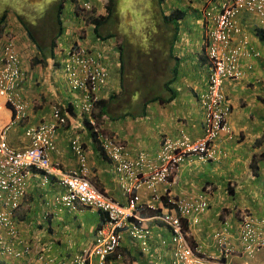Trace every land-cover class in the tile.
<instances>
[{
  "label": "crops",
  "instance_id": "0c3cea01",
  "mask_svg": "<svg viewBox=\"0 0 264 264\" xmlns=\"http://www.w3.org/2000/svg\"><path fill=\"white\" fill-rule=\"evenodd\" d=\"M216 3L221 6L223 0H166L158 7L159 13L164 16L177 10L185 13V18L180 22V33L173 47V54L178 58L177 72L169 89L166 88L161 92L165 102L151 103L141 117H127L124 123L118 120L109 122L105 127L102 126L110 136L126 144L134 156L144 152L155 159L163 141L167 138L177 139L181 132L192 139H199L202 136L204 114L200 98L207 92L209 86V66L205 48L208 27L202 20L208 18L207 14L211 15L210 13L219 7ZM6 12H9V9L5 11L2 8L0 14ZM11 12L15 15L19 10L16 8ZM11 12L8 13L6 24L4 23L0 30L1 47L9 34L7 31L18 34L19 26L10 22L9 27L7 23L19 18V15L12 18ZM150 15L149 21H154L151 13ZM77 22L76 19L73 24L71 22L73 29L67 30L68 36H71L76 28L79 29ZM236 22L240 33L235 35L234 43L239 45L247 40L249 48L258 52L260 56L250 55L242 58L243 78L239 81H227L224 85V92L232 106L229 118L233 131L232 138L225 135L220 137L214 159L188 158L180 169L172 174L167 184L158 186L155 192L148 189L140 192L143 204L141 216L145 220V226L151 231V236L146 244L139 243V240L131 237L128 231H124L118 252L110 257L107 264H171L174 247L172 234L170 229L157 219V215L168 212L176 198L207 192L209 209L205 213L185 218V226L192 245L208 257H219L214 238L217 231L229 228L234 237L238 236L237 230L242 212L249 211L264 220V159L260 158L264 153V40L259 35V31L264 30V24L257 15L245 11L236 17ZM159 28L161 29V26ZM15 37L24 70L23 98L28 102L29 111L23 122L9 127L13 120V112L4 98L0 97L2 98L0 126L8 128L6 139L9 144L15 149H23L25 148L22 145L23 135H27L28 128L50 121L55 108L46 101L51 96L45 95L43 102L40 90L50 85L52 88L50 92L54 93L55 99L59 98L58 104L73 108L74 105L72 102L68 105L61 104L64 95L60 85L61 82L67 83V81L61 71L56 72L61 73L62 76L55 74L52 68L54 59L49 61L47 67L42 65L31 67L33 58L39 56V52L33 50L28 51L27 54L26 48L30 45L22 43L20 36ZM67 40L68 45L65 49L76 41L73 36L68 37ZM88 42L95 48H100L93 43L94 40ZM162 46L169 47L165 44ZM100 52L103 55L105 53L102 50ZM43 70H45L43 76L45 86L39 81ZM116 73L120 77L118 66ZM110 74L109 85L102 93L104 98L113 92L119 93L120 90L119 85L112 81L115 72H112L111 68ZM167 76L168 73H165L163 77ZM160 77L162 78L160 84L163 85V77ZM69 90L68 88V94ZM169 90L174 93L173 99L166 102L172 95ZM76 98L80 99V96L76 95ZM73 114L69 115V124L60 129L55 138V149L51 152L52 163L61 165L64 171L78 169L79 163L71 144L77 138L88 157L91 181L117 202L125 204L126 197L110 160L91 131L87 133L84 129L79 135L74 130ZM33 123L35 125H31ZM83 125L88 127L84 123L79 124L80 127ZM29 145L30 139L26 147ZM44 178L42 173L30 175L27 197L15 215L19 237L36 253L48 252L57 259H72L92 246L96 228L101 222V214L92 208L81 211L84 214L99 215L100 220H94L92 230L83 231V220L80 217L77 218L76 224L71 225L61 215L63 211L59 206L51 208L53 202L43 205L47 200L48 189L60 187L56 179L51 180L52 186L44 187ZM16 247L20 248L19 245ZM35 255L34 253L31 258L15 259L3 255L0 251V264H36ZM243 260L245 264H264V252L253 258L237 254L228 259H221L218 263L242 264L240 262Z\"/></svg>",
  "mask_w": 264,
  "mask_h": 264
},
{
  "label": "built area",
  "instance_id": "2783aa9c",
  "mask_svg": "<svg viewBox=\"0 0 264 264\" xmlns=\"http://www.w3.org/2000/svg\"><path fill=\"white\" fill-rule=\"evenodd\" d=\"M91 10V4L84 3L81 14ZM243 11L257 15L264 24V0H223L221 8H215L211 15L207 14L205 48L209 86L200 98L204 114L203 134L199 139H192L181 132L177 139H165L155 159L144 152L134 156L126 144L98 125L94 116L95 106L109 79V66L103 54L83 46L68 51L64 69L71 88L81 94L82 112L89 117L91 133L97 137L102 151L114 166L126 203L117 202L91 181L88 157L77 138L72 141V151L78 160V169L64 172L58 164L52 163L55 138L60 128L67 125V110L55 109L50 121L28 128L30 145L23 149L13 148L6 139L8 128L0 126V249L4 255L24 259L32 254L31 248L19 238L14 217L26 199L29 177L33 172L46 174V180L50 174L55 175L58 184L65 190V194L57 199L63 207L71 210L92 208L100 212L102 219L91 249L63 260L42 254L38 258L40 264H106L108 258L118 252L124 231L146 244L151 231L141 216L143 204L140 192L143 189L155 192L158 186L167 184L188 158L214 159L220 137L232 138L229 123L232 106L224 92V85L227 81L243 78L242 58L260 56L249 48L247 40L239 45L234 43L235 35L240 33L236 17ZM23 81L16 38L7 36L0 46V96L13 112L9 127L27 118L29 105L21 93ZM209 206L207 192H200L176 198L168 212L157 215V219L172 234L171 264H219L221 259L237 254L253 258L264 252V220L244 211L240 215L237 237L229 228L215 233L218 258L201 253L190 242L184 220L191 215L205 213Z\"/></svg>",
  "mask_w": 264,
  "mask_h": 264
},
{
  "label": "trees",
  "instance_id": "16d2710c",
  "mask_svg": "<svg viewBox=\"0 0 264 264\" xmlns=\"http://www.w3.org/2000/svg\"><path fill=\"white\" fill-rule=\"evenodd\" d=\"M67 1L68 0H59L55 2L50 13H47L46 9L43 10L40 15H37L33 23L24 21L23 18L19 16L23 29L26 31V36L34 43L39 52V56H36L32 60L34 65L46 67L49 65L51 59H55L57 40L63 33L62 15ZM70 1L76 2L77 0ZM164 2L165 0H157L158 4H163ZM4 9L5 11L8 9L9 12L12 11V8L7 6H4ZM116 9L117 0H108V4L106 5L107 15L105 13L100 15V17L92 19V23L94 24L93 33L99 40L106 41L113 37L108 26L112 25L111 21L118 22L119 24V16ZM9 12H6L0 17V24H4ZM153 15L156 17L155 23H158L157 26H161L158 34L163 38V41L160 43L168 45L169 47L165 48L162 45H157V43H155L154 46L145 45L146 47L143 49L140 47H131L132 45L126 37L128 39L127 43L125 42V44H122L119 50L121 91L118 94H111L109 97L100 100L96 104L95 107L98 110V114L96 115L95 113V116L98 117V119L109 118L113 121H118L127 117L138 118L146 112L148 105L151 103L165 102L161 96V92L166 88L169 89V86L173 82L174 75H176L177 72L178 58L173 54V47L180 33V22L185 18V13L180 10L172 12L171 15L164 16V23L161 22V17L155 11H153ZM5 29L6 28H4V30ZM7 32L10 34L8 36L15 37L17 35L12 31ZM259 35L261 39L264 40V30H260ZM143 36L144 38H148L145 42L149 41L150 43L152 39L151 36L153 35L148 31L144 32ZM168 40L170 42H168ZM147 58H150V60H147ZM143 59H145V61ZM136 61L138 65L133 64ZM142 61L145 62V66L142 64ZM142 66H144V69ZM151 68H153L152 71L155 72V74H149L148 71ZM165 73H168L167 77H163ZM160 76L163 77V85L160 84V79L162 80ZM164 78H167V81ZM130 89H134L130 92L133 94L128 96ZM171 93V97L166 100V102H170L173 99L174 93L173 91H171ZM85 123V125L91 129V125L87 120H85ZM93 136L95 138V135ZM260 158L264 159V153ZM52 179H54V177H52ZM60 187L64 190L62 186ZM100 225H102V219L99 226Z\"/></svg>",
  "mask_w": 264,
  "mask_h": 264
},
{
  "label": "rangeland",
  "instance_id": "374dc122",
  "mask_svg": "<svg viewBox=\"0 0 264 264\" xmlns=\"http://www.w3.org/2000/svg\"><path fill=\"white\" fill-rule=\"evenodd\" d=\"M57 1H59V0H0V11L2 8H4V6L10 7L13 10H16V8H17L19 10V13H16L14 15L11 12L12 18H14V16L19 15L23 18L24 21L33 23L36 20L37 15H40L43 10L46 9L47 13L48 12L50 13V11L52 10L53 4ZM86 1H89L93 5L95 12H98L99 14H101V13L105 14L106 13V15H107V12H106V5L108 4L107 0H77L76 2L82 6L84 4V2H86ZM76 2L73 3L72 1L68 0L65 4V8L63 11V15H62L63 33H62V37L60 39V43L57 40L58 50L62 49V48L65 49L68 45L67 38L72 36V35L71 36L67 35V30L73 27V26H71V22L73 24L74 20L76 19V17H75V10L77 7ZM216 5L220 6L218 3H216ZM152 6H153L152 0H117L116 11H117L118 16H119V24H118V22H112L111 21L112 25L108 26V28L110 29V33L113 34V37L110 39H107L106 41L100 42V47L105 52L104 61L106 63H109V66H110L112 72H115L114 80H112V81H115L114 84L119 85V89H120L119 92L121 91L120 81H118V80H120V77L116 73V71H117V65L119 63L118 60H119L120 46L122 44H125V42L127 43L128 39L130 41V44L132 45L131 47H140L141 49L146 47L145 45L154 46L155 43H157V45H163L162 43H160L161 41H163V38L158 34V32L160 31V28L157 26L158 23H154V21H149V19L151 18L150 11L153 12V10L151 9ZM20 14H22V15H20ZM1 16H2V14H0V17ZM10 22H13L19 26L17 37L20 36L19 39H21L22 43H27L28 45H30V47L28 46L26 48L27 54L29 52H32L33 50H37L34 43H32L30 41V39H28V37L26 36V31H24L23 26H22L19 18H18V20L7 21L8 25ZM50 24H51V21H50ZM2 26H3V23L0 24V30H1ZM9 27H10V25H9ZM90 31H91V29H90ZM148 31H150L153 35V36H151L152 39H151L150 43H149V41L145 42L146 39H148V38H144V36H143V33L148 32ZM91 38H93V35H91ZM141 45H143V46H141ZM148 50H149V48H148ZM127 52H128V50H127ZM143 60L145 61V59H143ZM147 60H150V58H147ZM144 63L145 62L142 61V64L145 66ZM133 64L138 65L137 61L134 62ZM144 66H142L143 69H144ZM31 67H34L33 63L31 64ZM52 68H54V65ZM152 69L153 68H151L148 71L149 74H155V72H153ZM54 71H55V69H54ZM55 74L58 76H62L61 73H59V72H56ZM41 76H42V77H40L41 80H39V81L42 83L43 86H45L44 85V77H43V76H45V70H43V74ZM37 79H39V78H37ZM61 83L62 84L60 85V87H62L61 91H62V95H64V98L61 99V104L65 103L66 105H68L70 102H72L74 105V114L72 115V121H73L72 124H73L74 130L79 135H81V132L84 129L87 133H89L90 129L88 127H86L84 125H83V127L79 126V124L82 125L86 119V116L82 112L83 101H82L81 94L79 92H74L71 89L70 85L68 83H66L65 81H64V83L63 82H61ZM67 84H68V86H67ZM68 88L70 89L69 94L67 93ZM129 88H130V86H129ZM50 90H52V88L49 85L48 87H45L44 89L39 91V92H41L40 96L43 97L42 98L43 102H45L44 96L48 95V96L52 97V98L50 97L46 100V101H49L50 106H54L55 108H57L58 106H61L60 104H58L60 102L59 98L55 99V96H53L54 93L52 94L50 92ZM133 90L134 89H130L128 96L133 94V93H130ZM55 92H56V89H55ZM116 94H118V93H116ZM76 95H79L80 99H77ZM97 114H98V110L96 111V115ZM96 118H97L98 125L101 127L102 126L105 127L106 124H109V122L113 121L109 118L108 119L107 118L98 119V117H96ZM120 121H122L124 123L126 120H125V118H122V119H120ZM31 125H35V123H33ZM26 136L23 135V142H22V145L25 147L27 146V143L29 141V138ZM113 169H114V166H113ZM114 171H115V169H114ZM59 188L51 187L48 189V192H46V194H47L46 199L47 200L44 202L45 203V204H43L44 206L46 205L47 202H50V203L53 202V205L51 206V208L56 206L55 201H54L55 198L57 196H59L61 194V192L64 191L61 187H59ZM57 206H59V205H57ZM60 209H62V211H63L61 213V215L71 225L77 223V218H79V217L82 218V220H83L82 228L84 229L83 231L90 230V229L92 230L94 227L93 223H95L94 220L95 219H97L98 221L100 220L99 215L97 213H95V214H92V213L84 214V212H77V213L70 212L68 209L63 208V207H60ZM138 242L139 243L143 242V240H139ZM47 254H48V252H47ZM240 263L245 264V260L241 261Z\"/></svg>",
  "mask_w": 264,
  "mask_h": 264
},
{
  "label": "clouds",
  "instance_id": "9594fccd",
  "mask_svg": "<svg viewBox=\"0 0 264 264\" xmlns=\"http://www.w3.org/2000/svg\"><path fill=\"white\" fill-rule=\"evenodd\" d=\"M107 2H108V0H107ZM165 2H166V0H165ZM73 3H75V2H73ZM84 3H90L89 1H86V2H84ZM91 4V3H90ZM152 4H153V6H152V10L153 11H155L160 17H161V22L163 23V18H164V15L163 14H160L159 13V10H158V7L161 5L160 3L158 4L157 3V0H152ZM54 5V4H53ZM76 5H77V7H76V10H75V17H76V20L78 21L77 23H78V26L77 27H79V29L78 28H76V30L73 32V34H72V36L74 37V40H76L75 42H73L71 45H70V47L69 48H67V49H59L58 50V48H56V52H55V59L53 60V65H54V69H55V72L56 71H61V73L63 74V76H65V78H66V81H67V83L70 85V81H69V79H68V76H67V74H66V72H65V69H64V67H65V61H66V59H67V53H68V51L69 50H71L72 48H76V47H79V46H83V47H86V48H89V49H91L92 51H95V52H100V50H102L101 49V47H100V42L102 41V40H99L95 35H94V24L92 23V19L93 18H95V17H100V15H103L102 13L101 14H99L98 12H95V10H94V7H93V5L91 4V6H92V10L90 11V12H86L85 14H81V7L84 5H80L79 3H77L76 2ZM222 5V4H221ZM168 6V5H167ZM217 8H221V6H219V7H217ZM163 12V11H162ZM175 12V11H174ZM150 13L152 14V16H153V18H154V23H155V20H156V17L153 15V12H151L150 11ZM172 14V13H171ZM170 14V15H171ZM166 16V15H165ZM169 16V15H168ZM203 21V23H205L206 24V22H208V20H207V18L206 19H204V20H202ZM160 26V25H159ZM158 26V27H159ZM180 26H181V24H180ZM90 29H91V31H90ZM181 29V28H180ZM90 31V32H89ZM8 35H10V34H7V36ZM91 35H93V38H91ZM61 37H62V35L59 37V39H58V41H59V43H60V39H61ZM16 38V37H15ZM88 40H94V44L95 45H98L100 48H95V46H93L91 43H89L88 42ZM57 47H58V45H57ZM103 51V50H102ZM105 54V53H104ZM104 56V55H103ZM208 57V56H207ZM52 60V59H51ZM118 62H119V60H118ZM107 65L109 66V64L107 63ZM119 68H120V62L118 63V65H117ZM47 67V66H46ZM109 68V79H108V83H109V80H110V76H111V74H110V66L108 67ZM23 72H24V70H23ZM24 82V81H23ZM23 82H22V84H21V93L23 94V92H22V90H23ZM107 85H109V84H107ZM70 87H71V85H70ZM72 89V88H71ZM107 89V87L105 88V90ZM105 90H103L102 91V93L105 91ZM102 93H101V99L100 100H102V99H104V96L102 95ZM1 97V96H0ZM61 109L63 112L64 111H68V113H69V115L72 113H74V108L73 107H71V106H58L57 108H54V110L55 109ZM53 110V111H54ZM28 111H29V108H28ZM53 111H52V113H53ZM96 111H97V109L95 108V113H96ZM95 113H94V116H95ZM69 115L67 116V125L69 124ZM85 115V114H84ZM86 116V119L85 120H87V122H89V124H90V121H89V117L87 116V115H85ZM51 117H52V115H51ZM95 118H96V116H95ZM52 119V118H51ZM96 120H97V118H96ZM84 124H86L85 123V121H84ZM66 125V126H67ZM36 126V125H35ZM66 126H64V127H66ZM101 127V126H100ZM63 128V127H62ZM62 128H60V129H62ZM101 129L104 131V132H106L102 127H101ZM90 131H91V129H90ZM107 133V132H106ZM93 135V134H92ZM95 139H96V141L98 142V140H97V137L95 136ZM99 143V142H98ZM100 144V143H99ZM54 164V163H53ZM54 165H56V164H54ZM59 165V164H58ZM60 166V168H62V166L61 165H59ZM63 170V169H62ZM64 171V170H63ZM64 172H67V171H64ZM33 173H37V172H33ZM42 174H44V173H42ZM44 176H46V174H44ZM52 177H54V179H56V177H55V175H52V174H50L49 175V179H47L46 180V178H44L45 179V182L43 183V186L45 187V186H48V185H53V182L51 181L52 180ZM30 178V177H29ZM57 183H58V181H57V179L55 180ZM29 182V181H28ZM63 194H65V191H63V192H61V194L59 195V196H57L56 198H55V204H56V206L57 205H59L60 207H63L58 201H57V199L59 198V197H61V196H63ZM107 194V193H106ZM27 197V196H26ZM63 208H65V207H63ZM66 209H68V208H66ZM84 209H86V208H79V209H77V210H71V209H68V210H70V211H72V212H81V211H83ZM251 213V212H250ZM15 218V217H14ZM185 221V220H184ZM15 224H16V220H15ZM100 224V223H99ZM184 225H185V223H184ZM101 226V225H100ZM99 225H98V227H100ZM16 227H17V224H16ZM97 227V228H98ZM186 227V226H185ZM96 228V229H97ZM17 230H18V227H17ZM18 232H19V230H18ZM96 232V231H95ZM20 238V237H19ZM95 239V238H94ZM93 245V244H92ZM30 247V246H29ZM31 248V247H30ZM92 248V246L89 248V249H91ZM88 250V249H87ZM0 251H1V249H0ZM31 252H32V254L30 255V256H27V257H29V258H31L32 256H33V254L35 253L36 255H35V260H36V264H40L38 261V258H39V256L40 255H42V254H44V255H46V256H48V257H52V258H55V257H53V256H50V255H48V254H45V253H42V252H40V253H36V251L34 252V250L31 248ZM1 253H2V251H1ZM83 253V252H82ZM3 254V253H2ZM4 255V254H3ZM115 255V254H114ZM113 255V256H114ZM6 256V255H5ZM7 257H9V256H7ZM112 257V256H111ZM9 258H12V257H9ZM16 259V258H15ZM55 259H57V258H55ZM110 259V257L108 258V260ZM57 260H63V259H57ZM107 260V261H108ZM106 264H107V262H106Z\"/></svg>",
  "mask_w": 264,
  "mask_h": 264
}]
</instances>
